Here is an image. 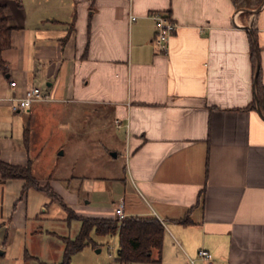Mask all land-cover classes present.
Segmentation results:
<instances>
[{
    "label": "crops",
    "instance_id": "crops-1",
    "mask_svg": "<svg viewBox=\"0 0 264 264\" xmlns=\"http://www.w3.org/2000/svg\"><path fill=\"white\" fill-rule=\"evenodd\" d=\"M8 1L20 11H9L16 28L2 52L0 160L33 165L31 112L56 104L93 108L99 144L125 151V164L109 178L33 173L55 198L21 195L22 179L0 177V264H55L47 258L59 254L54 238L64 247L69 237L57 231L70 226L66 207L115 219L119 201L126 216L164 227L159 261L139 264H264V113L251 108L250 44L254 34L264 87V1L247 15L231 0ZM154 12L176 24L166 52ZM45 82L43 99L12 111L9 97Z\"/></svg>",
    "mask_w": 264,
    "mask_h": 264
},
{
    "label": "rangeland",
    "instance_id": "rangeland-1",
    "mask_svg": "<svg viewBox=\"0 0 264 264\" xmlns=\"http://www.w3.org/2000/svg\"><path fill=\"white\" fill-rule=\"evenodd\" d=\"M46 85L47 82L37 87L43 90ZM74 111L73 107H58L56 104H43L39 109L33 108L28 124V148L29 156L33 160V173L40 179L45 176L63 178L70 173L91 177L114 176V171L120 170L125 164V151L116 157L103 151L99 144L102 140L101 131L94 124L96 120L94 121L95 115L92 114L93 108ZM105 120L100 119L99 123H106ZM59 225L58 234L71 239L79 230L76 221H71L69 227L63 223ZM92 237L99 245L88 243L71 256L69 264H116L114 259L118 248L117 236ZM56 242L60 248L59 254L47 260L60 264L63 259V245L54 238V243ZM97 249L100 251L97 252Z\"/></svg>",
    "mask_w": 264,
    "mask_h": 264
},
{
    "label": "trees",
    "instance_id": "trees-1",
    "mask_svg": "<svg viewBox=\"0 0 264 264\" xmlns=\"http://www.w3.org/2000/svg\"><path fill=\"white\" fill-rule=\"evenodd\" d=\"M264 0H231L235 10H242L243 15H247L251 10L257 9ZM16 4L17 7L13 6ZM19 2H10L8 0H0V71L6 72V63L2 59V52L10 48V36L15 25L9 20L10 9H15L19 15ZM251 44V60L252 67L255 73L256 69V38L254 34L250 35ZM255 94L256 101L251 103V108H260L264 113V87L260 79V67L255 79ZM28 136V128L25 129V138ZM28 140V139H27ZM0 177L3 179H22L24 186L21 195L28 188H40L45 190L51 198H55V194L47 185H40L38 179L32 172V161L29 159L24 166L12 165L0 160ZM68 215L66 220L79 221V230L76 236L71 239L64 237L62 239L63 259L60 264H69L71 256L81 251L88 243L95 244L92 236L118 237V250L116 260L119 264L131 263H151L158 262L160 258L164 227L163 224L155 217L144 216H125L123 219L111 218H95L83 217L75 214L73 210L66 207ZM188 223L186 219L180 221Z\"/></svg>",
    "mask_w": 264,
    "mask_h": 264
},
{
    "label": "built area",
    "instance_id": "built-area-1",
    "mask_svg": "<svg viewBox=\"0 0 264 264\" xmlns=\"http://www.w3.org/2000/svg\"><path fill=\"white\" fill-rule=\"evenodd\" d=\"M155 23V43L158 49L162 52H166L168 49L169 39L172 33L176 29V24L171 21L165 14L161 12H154L150 15ZM135 17H132V20ZM11 86L15 85L14 81L10 82ZM43 99V95L39 88L29 87L24 90L22 96L20 97H9L7 100L10 102L12 111L25 110L28 109L31 104L36 101ZM119 126V121H116ZM114 215L116 219H123L126 215L124 213V202L119 201L114 207ZM198 256L210 262L211 255L204 249L198 250Z\"/></svg>",
    "mask_w": 264,
    "mask_h": 264
},
{
    "label": "water",
    "instance_id": "water-1",
    "mask_svg": "<svg viewBox=\"0 0 264 264\" xmlns=\"http://www.w3.org/2000/svg\"><path fill=\"white\" fill-rule=\"evenodd\" d=\"M258 69H259V62H258V54H257V50H256V69H255V73H254V85H255V79L257 76ZM255 99H256V94H255ZM257 112L259 113V115L262 116V112L258 106H257ZM112 155L115 156L116 154L112 153ZM97 252H99V249H97Z\"/></svg>",
    "mask_w": 264,
    "mask_h": 264
}]
</instances>
